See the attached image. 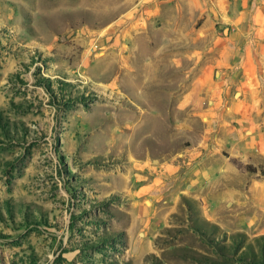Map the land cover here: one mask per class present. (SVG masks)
Instances as JSON below:
<instances>
[{
    "label": "rangeland",
    "instance_id": "rangeland-1",
    "mask_svg": "<svg viewBox=\"0 0 264 264\" xmlns=\"http://www.w3.org/2000/svg\"><path fill=\"white\" fill-rule=\"evenodd\" d=\"M261 55L264 0H0V264H264V162L205 175Z\"/></svg>",
    "mask_w": 264,
    "mask_h": 264
},
{
    "label": "crops",
    "instance_id": "crops-1",
    "mask_svg": "<svg viewBox=\"0 0 264 264\" xmlns=\"http://www.w3.org/2000/svg\"><path fill=\"white\" fill-rule=\"evenodd\" d=\"M261 57L264 59V55H261ZM263 59L259 61L260 84L263 82L262 75H264V73L262 74V66L264 65ZM243 73H252L250 65H246L245 69H243ZM206 146V154L212 155L214 142L211 141L210 143H207ZM223 150L226 152H223ZM216 153L218 154H216V157H219L220 155L224 160H228L218 161L219 164H223V162L226 163V170L228 173H223V169L214 164H211L209 171L205 172V175H207V177L209 175L210 177L208 183L215 187L212 191L216 192V199L220 196V193H218L219 189L217 188L219 184L226 186V191L223 192L224 195L239 197L236 194L243 195L242 191L238 188V186L243 183L240 180L243 175L238 173L234 162L243 163L247 161L253 163L254 165H259L264 162V138L256 141H244L240 138V135L234 134V136H226L222 142L220 150L217 149ZM225 153H227V156H225ZM217 159L219 160V158ZM204 178H206L204 174L200 175V184L203 182Z\"/></svg>",
    "mask_w": 264,
    "mask_h": 264
}]
</instances>
